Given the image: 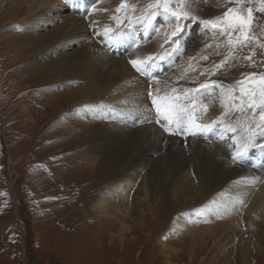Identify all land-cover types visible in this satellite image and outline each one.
Instances as JSON below:
<instances>
[{
    "label": "rangeland",
    "instance_id": "1",
    "mask_svg": "<svg viewBox=\"0 0 264 264\" xmlns=\"http://www.w3.org/2000/svg\"><path fill=\"white\" fill-rule=\"evenodd\" d=\"M3 1L0 5V264H264V226L258 217H255L256 226L253 222L250 223L249 218L241 220L239 225L228 231L232 238L223 246L219 245L222 241H218L216 232L223 229L228 218V214L217 207L221 201L213 197L220 190L212 192L210 199L204 204L196 202L180 207L181 204L189 203L186 202L187 198L195 196V193L169 191L160 182L152 180L151 186L145 187L144 180L147 181L156 172L154 165L158 154L150 151L152 146L144 140L140 142L132 138L134 150H128L121 164L116 163L115 167L112 158L107 160L106 154L91 150L90 141H96V135L106 127L115 129L116 126L118 129L121 125H126L129 127L128 131L132 132L141 124L148 123L144 114L134 113L133 106L129 107V92H126L124 86L96 94L97 97L92 96L93 99L80 100L76 96V89L85 86L86 82L96 83L103 76L102 68L95 65L93 58L92 62L84 60L78 65L80 73L73 75L75 77L72 76L71 80H65L68 82L64 85L55 80L54 73L46 72L36 76L30 70V66L36 61L45 63L64 57L70 60L69 56L91 43L95 44L94 53L98 46L106 51L105 55L109 53L131 60L132 51L140 45L147 46L155 37L152 35V26L158 30L155 31L157 35L165 36L171 41L172 32L176 31L179 23L183 31L178 34V43L169 47L170 41L166 42L165 49L158 51L166 53L168 49H180L176 56L171 54L173 52H168L165 63L170 60L171 66L169 65L167 73L177 70L179 63L186 60L185 57L188 62H183L180 71L181 68L182 71H187L190 59L204 62L200 56H191L193 50L200 48L195 53L201 54L204 48L202 54H205L214 47V40L226 35L222 31L225 25L221 21L229 9H234L235 13L247 18L248 9L251 8L252 20L243 29L250 37V42L242 43L244 37L239 30L232 32V36L228 34L234 41L233 47L228 50L236 54L234 64L228 67L224 62H218L219 58H213L214 65L209 69V74L202 70L193 74L198 84L206 81L207 75L208 83H214L218 87L222 84L220 89L223 97H219L222 102L230 95L235 100L244 99L247 96L241 94V87L248 88L251 81L264 76V11L261 10L264 9V0H219L209 3L202 0V5L199 0H169L168 13H163L162 7L160 11L150 7L155 4V0H107L104 4L103 0H53L52 7H48L44 15H49L48 12L52 9L55 19L50 18L48 21L42 17L40 23H37L40 28L37 26L30 33H38L39 37L48 35L61 25L70 24V18L74 16L84 19L87 27H90V22L95 18L103 19L101 22L95 21L100 25L90 27L86 36H73L74 33H69L66 29L62 43H49L44 50L39 51V55L17 46L19 36L26 35L23 21L27 17L40 15L38 11L41 10L33 8L38 6V1ZM50 3L51 1L46 5L50 6ZM109 3L111 6L115 3L118 5L111 7ZM122 4L124 9L132 12L125 20L133 19L131 22L135 24L125 21L129 31L122 42V49L119 52L111 51L113 48L107 46L105 35L114 30V27L122 28L123 22L117 19L110 26L103 21L106 13L115 20L123 10ZM173 11L186 12L191 19H180L177 22L171 15ZM209 21L216 23L217 27L214 29L211 23H206ZM85 24L76 27H84ZM168 26L171 31L166 32ZM153 57L155 56L151 55L141 61L156 63L157 58ZM248 57L251 58L247 59ZM129 66L133 70L130 63ZM222 69L228 71V77L224 76V79L218 74V70ZM133 71L150 88L155 81L160 82L157 94L155 91V94L151 93L149 87L146 88L151 111L153 100L157 99L158 104L166 100L186 98L181 93L177 96L165 94V84L181 85L176 82L178 76L163 82L162 78L166 73H156L153 81L143 71ZM198 76L199 79L196 78ZM241 81L245 83H239ZM251 86L259 92L257 84L252 83ZM217 88H214L213 96L220 92ZM187 95L184 105L177 108L184 106L182 115L185 121L191 115L187 107L190 110L193 108V101L189 99L195 97L189 93ZM151 96L156 98L151 100ZM202 100L213 102V98L204 96ZM231 106V100H228L224 113ZM261 112H264L263 108L255 111V114ZM92 113H95L94 116ZM194 113L200 115L197 111ZM152 117L154 118L153 113ZM160 118L158 116L153 122L165 136L184 140L198 138L194 134L180 135L175 131V124L171 127L176 134L164 132L155 122ZM186 143L180 146L186 147ZM180 150L186 166L195 161V154L191 149ZM11 181H14V185H11ZM215 202L217 203L213 204ZM101 205H105L104 210H100ZM222 207L229 209L226 205ZM191 233L194 234L193 237ZM246 239V246L253 248L248 252L244 263V249L238 248V244ZM251 241L252 244H249Z\"/></svg>",
    "mask_w": 264,
    "mask_h": 264
},
{
    "label": "bare ground",
    "instance_id": "2",
    "mask_svg": "<svg viewBox=\"0 0 264 264\" xmlns=\"http://www.w3.org/2000/svg\"><path fill=\"white\" fill-rule=\"evenodd\" d=\"M35 1H38V6L33 7V8H37V9L41 10V11H38V13H40V15L37 14V16H32L31 18L27 17L23 21L25 24L26 35L19 36L18 39H20V40L17 41L18 45L16 44L19 48L25 47L26 49L32 50L33 54L39 55L40 54L39 51L42 49L44 50V48L47 47L49 43L61 42L62 39H64V37H65L66 29L69 31V33H74L73 36H79V35L86 36L88 34L90 27L92 28V26L95 27L96 25H100L95 21L101 22L103 19L100 17L95 18L94 21L92 20L90 22V27H89V25L87 27V25L84 22L85 21L84 19H82L80 16H78V17L74 16V17L70 18V24H67L64 26L61 25L58 30H53L52 32H50V34L44 35V36L41 35L39 37V36H37L38 33L36 35V33L32 34V33H30V31L37 29V26H38V29L40 28V25H37V23L38 24L40 23V19L42 17L47 18L46 20L49 21L50 18L55 19V16L53 17V15H52V12H53L52 9H50V11L48 12L49 15H44V12H46L48 10V7H52L53 0H35ZM50 1H51V3L49 4L50 6H47L46 4H48ZM106 1L107 0H103L102 4H104ZM199 1L202 5L203 1H207L209 3V2H216L219 0H203V1L199 0ZM3 2H4L3 0H0V5L3 4ZM10 3H12V2H10ZM108 5L111 6V3H109ZM117 5L118 4L115 3L111 7H116ZM131 14H132V12H130V10L128 11L127 8L126 9L123 8V10H121V13L117 16V18L115 20L112 19L110 17V15L106 13L105 14L106 17L104 18L103 22H105L106 24H109L111 26V25H113V23L116 22L117 19H120V22H123L122 23L123 25L121 24V27H126V25H125L126 22L132 24L131 21H133V19H128V21H126L127 18L131 16ZM100 15H102V14H100ZM94 17H96V16H94ZM83 24H85L84 27H82V26L76 27L77 25H83ZM114 30H119V29H118V27H114ZM169 31H171V30H169V26H168V29L166 32H169ZM76 33H77V35H75ZM218 33H220V32H218ZM225 34H226L225 36H223L222 38H220L216 41L213 39L214 40V42L212 44V45H214L213 48L209 47V45L207 46L208 48H211L210 49L211 51L208 50V52H205V54H202L204 48H202L201 54L195 53V52H198V50H200V48L198 50L195 49L192 51L191 56L192 55H193V57L200 56L201 59H204V62H202L201 60L196 62L195 59H194V61L190 59L189 69L188 70L185 69L187 71H182V68H181V71H180V67L182 66V64H184L183 62H186V63L188 62V61H186L187 58L185 57L186 60L184 59L185 61L179 63L177 70L166 73V74L164 73L165 74L164 76L162 75L163 76V78H162L163 82L166 79H170L171 77L178 76V79L176 78L177 79L176 82H179L181 84V85H178L177 83H173L172 85H169L170 83L165 84L164 86L166 87V89H165L166 95L167 94H177V93H181V95H183L182 93L188 92L192 96H196V98L194 97L192 99L193 102L195 101L194 102L195 112L196 111L200 112V117H201L200 122H202L203 124H206L204 126H207V130L205 131V134H200L198 136V138H195L194 140H190L191 138L184 140L181 138L179 139V138L167 137L163 134L162 130H160V128L158 126H156V124L153 122L154 118L152 117L153 112L151 111L150 100H148V98H147V92L148 91L146 92V88H148L149 86H146L145 83L143 82V79L141 77H139L133 71L134 69L132 70L130 68L129 63H128L129 59H127L125 57H118V55L114 56V55H111L109 53H108L109 55L108 54L105 55L106 51L104 52L98 46H97V50H95L96 52L94 53L93 52L94 51L93 46L95 44L91 43L90 45H88L83 50H77V52H75V54H72L71 56H69L70 60H67L68 57H64V58H55L51 62H45V63H43V62L37 63V61H36V63L34 65H31L32 67L30 66L31 69L29 68L30 70H32V72L36 76H41L43 73H46V72L47 73H49V72L54 73V77H56L55 80H59L58 81L59 84L64 85L65 82H68L65 80H68V79L71 80L73 77L78 75V73H80L77 70V67H79L78 65H81V63L84 60L86 62H92V58H93L95 65H98L100 68H102V70H103L102 75L103 76H101V78L98 81H96V83L87 84V82H86L85 86H81L80 88L76 89L77 90L75 92L76 96H79V98H81L80 100L93 99L92 96H95L96 94H103L105 92L111 91L112 89L113 90L116 88L119 89L122 86H124L126 89V92H129V96H127L128 100H129V101H127L129 104V107L131 108V105L133 106L134 113L144 114V116L147 117L148 123L141 124L137 129H135L132 132L128 131L129 127H127L126 125L125 126L121 125V127H118V129L116 128V126H114L116 130L110 126L106 127V129H104L103 131L101 130L102 132H100V130H99L100 133H99V135L98 134L96 135V138H97L96 141L94 139L90 141V143H91L90 146H92L91 150L92 151H99L101 153L106 154L105 157L107 158V160H110L112 158L113 159L112 164L114 166V165H116V163L121 164V161L125 157V155L127 154L126 152L128 150H131V151L134 150V148H133L134 144L132 142V138H133V140H135V141L139 140L140 142H141V140H144L147 144L152 146L150 151H153L155 154H158V156L155 159L156 161H155V165H154V170L156 172H154V174L150 175V178H148L147 181H146V179L144 180L145 181L144 184L146 185L145 187L149 188L151 186L152 182H160L163 185V187H165L169 191L173 190V191H178L180 193H185V192L195 193V196L187 198L186 202H189V203L181 204L180 207L189 205L191 203H196V202H200V203L204 204L207 202L208 199H210V197H211L210 195L212 192L220 190L221 192H219V194H216L213 197L217 201H221V204H217V207H220L222 212H225L228 214V218L224 222L225 225H224L223 229L219 230V231L217 230V232H216L217 236L219 237L218 241L219 242L222 241L219 244L221 246H223V244H226V242L229 238H232V234H229L228 231L232 227L239 225L241 220L245 221L246 218L247 219L249 218L250 223L252 224V222H253V225L256 226L257 223L255 222V217H258L261 221V224L264 226V149H262V147H261V146H264V135H261V133H264V127H257L258 125H264V121H261L260 114H255V111H258V109H260V108L264 109V107L259 106V103H260V97L258 94L259 92H257V97L254 101V103L257 105V107L255 109H253V108L249 107V102H250L251 98L248 96H247V98H244V99L239 98V99L235 100L230 95V96H228V98H226V100L224 102H222L220 100L221 98L219 99V97H223L222 96V90L220 89V86L222 84L221 85L218 84V85H220L218 87L214 83H210V82L208 83L207 79H208L209 75L206 76V78H205L206 81L199 83V84H198V81L197 80L195 81V79L193 78V74L197 73L198 71L201 72V70L205 71V74L206 73L209 74V69L214 65L212 63L213 58H215V59L219 58V59H217L218 62H221V61L224 62V65L228 66V67L230 65L234 64L235 60H237V59L234 60V58H236V54H234L231 51H228L231 47H233L232 45L234 43V41L232 40V37H231L232 34H231V36H228L227 33H225ZM167 35H169V34H167ZM11 36L18 37L15 35H11ZM10 38L12 39V37H10ZM101 38H102V36H101ZM41 39L43 41H41ZM72 39L73 38H71V40ZM229 40H231V44H229ZM169 41H170L169 38H167L165 36L162 37L159 34L158 35L156 34L155 37L150 42V44H148L147 46L140 45L138 48H136L134 51H132L131 55L133 56V59H138V60H141L142 58H145V57H148L151 55L155 56L153 58H159L160 59V56H163V59H166L168 52L170 51V52H173L171 54L176 56V54L179 53L180 49H179V51H176V49L175 50L174 49H172V50L168 49L165 51L166 53H162V52L158 51L160 49L164 50L166 47L165 46L166 42H169ZM141 42H143V41H141ZM209 42H211V41L209 40ZM204 45H206V44H204ZM238 45H236V46H238ZM113 46L114 45L111 44V47H113ZM199 46L201 47V45H199ZM54 47H55V45H54ZM129 47L130 46L128 45L127 48H129ZM129 50H131V49H129ZM129 50H127V51H129ZM129 58H131V57H129ZM190 58H192V57H190ZM206 58H208V60ZM238 60H240V59L238 58ZM70 63H72V64H70ZM69 64H70V66H69ZM174 66H176V64ZM184 68L185 67L183 66V69ZM227 72L228 71H225L223 69L221 71L218 70L219 77L223 78L224 76H227L228 75ZM201 74H200V76H201ZM73 75H75V76H73ZM210 75H212V74H210ZM229 76H230V74H229ZM179 78H180V80H179ZM196 78L199 79V76ZM214 79H215V77H214ZM209 80H211V78ZM162 81H161V83H163ZM201 84H207L208 87L201 88L200 87ZM152 86L153 87H151V88L149 87L148 90L151 89V91H152L151 93L155 94L157 92V90H160L159 80H158V82L155 81L154 83H152ZM215 87L216 88L218 87L217 89H220V92L217 93L215 96H213V92H214ZM154 91H155V93H154ZM215 91H216V89H215ZM202 96L207 97V98H213V102L207 103L206 101L202 100ZM95 97H97V96H95ZM153 98L155 99L156 97H153ZM153 98L151 96V100ZM228 100H231L232 106H231V109L227 113H224V110L228 107ZM161 102H162V100H161ZM166 102L168 105H171V103H169L168 101H166ZM187 103H186V105H187ZM182 107H184V106H182ZM88 109L91 111L90 108H88ZM147 111H148V113H147ZM94 114L95 113H92L91 115L94 116ZM121 115L122 114H120V116ZM124 117H125V115H124ZM130 124H132V123H130ZM200 125H202V124H200ZM89 128H90V126H89ZM90 130H92V129H90ZM93 132H95V131H93ZM193 132H194V130L192 128L191 131H189L188 133L191 134ZM184 134H186V133H184ZM250 134L255 135V140H256L257 146L256 147H250L248 149L247 155L245 156L243 161L238 162V163H234L231 159L232 152L234 151V147H233L234 143L238 144L241 140V137H246L247 135H250ZM110 137H116V138L112 139ZM216 140H218V142ZM183 143H186L187 146L181 147L180 145ZM185 148L186 149L188 148L189 150L191 149V151L194 152V154H195L193 157V158H195V161H191L192 163L188 166L185 165V161L183 159L184 158L183 154L180 153L181 152L180 149L183 150ZM188 154H190L189 151H188ZM152 163H153V160H151V164ZM92 164H94V163H92ZM10 171H12V170L10 169ZM10 174H11V172H10ZM151 180H152V182H151ZM11 185H14V181H11ZM216 203L217 202H215L213 204H216ZM223 205L229 206V209L223 208L222 207ZM104 206L105 205L99 206L100 210H104ZM242 213H243V215H242ZM213 224H215V223H213ZM255 226H254V228H255ZM260 227H262V226L260 225ZM199 231H201V230H199ZM199 231H198V233H199ZM191 235H192V237L194 236L193 233H191ZM203 236H204V233L201 234V238H203ZM244 241H242L240 244H238V248L244 249V250H242V255H243L242 258L244 260L243 262L245 263L247 256H248L247 254L253 247L252 246L248 247L249 245L246 246L247 239ZM249 244H252V241Z\"/></svg>",
    "mask_w": 264,
    "mask_h": 264
},
{
    "label": "snow or ice",
    "instance_id": "3",
    "mask_svg": "<svg viewBox=\"0 0 264 264\" xmlns=\"http://www.w3.org/2000/svg\"><path fill=\"white\" fill-rule=\"evenodd\" d=\"M124 5H121V8H123ZM150 7H154L157 11L161 10L163 13L169 12V0H155L154 5H150ZM264 11V9H261ZM173 17L176 18V21L178 22L180 19L189 20L191 17L186 12L177 13L173 11L171 13ZM252 20V9H248V15L247 18L244 16L235 13L234 9H229L225 14L224 18L221 21L225 25V27L222 29L223 32L231 35L232 32H235L237 30L240 31V35L244 37V40L242 43H249L250 37L243 31L246 27L249 26L250 21ZM211 23V26L215 29L217 27L216 23H213L211 21L206 22ZM236 26L235 28L233 26ZM183 29L180 27L179 23H177L176 31L173 32V40L169 42V47H171L172 44L178 43V34L182 32ZM107 33V30H106ZM239 39V37H237ZM229 44H231V40H229ZM163 51V50H162ZM251 57H248L247 59H250ZM160 59H163V56H160ZM132 68L135 69L136 72H141L144 70V61L138 60V59H131L129 61ZM241 84H244V81L239 82ZM252 83H255L259 86V97H260V103L259 106L264 107V76H260L258 80L251 81L249 83L248 88L241 87L240 92L244 96L250 97L249 107L255 109L257 105L254 103L256 97H257V89L252 87ZM201 88L208 87L207 84H201ZM178 99V98H177ZM153 104L156 106V114L157 116L161 117L163 120V123H161V119H157L155 122L161 126L164 132L169 134H176L172 131V125H176V131L179 132L180 135H184L185 131H191L192 128H195L198 132H203L207 130V126L200 125L195 122L193 117L189 115L187 121L183 118V113L185 109H176L173 105H168L167 102L159 103L157 104L155 100H153ZM195 107V104L193 102V108ZM260 119L261 121H264V112L260 113ZM257 127H264V125H258ZM234 131V130H233ZM261 135H264V133H261ZM256 140L255 135L250 134L246 137H241L240 142L234 143V151L232 152L231 159L234 163H238L244 160L245 156L247 155L248 149L250 147H256ZM262 149H264V146H261Z\"/></svg>",
    "mask_w": 264,
    "mask_h": 264
},
{
    "label": "water",
    "instance_id": "4",
    "mask_svg": "<svg viewBox=\"0 0 264 264\" xmlns=\"http://www.w3.org/2000/svg\"><path fill=\"white\" fill-rule=\"evenodd\" d=\"M29 236H30V231H29ZM31 239V238H30Z\"/></svg>",
    "mask_w": 264,
    "mask_h": 264
}]
</instances>
